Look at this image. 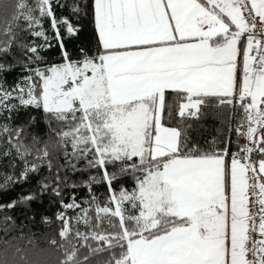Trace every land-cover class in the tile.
Returning <instances> with one entry per match:
<instances>
[{
	"label": "snow or ice",
	"instance_id": "6c2138e0",
	"mask_svg": "<svg viewBox=\"0 0 264 264\" xmlns=\"http://www.w3.org/2000/svg\"><path fill=\"white\" fill-rule=\"evenodd\" d=\"M54 4L63 7L60 0H0V169H8L0 170V195L43 167L50 174L0 203V212L27 216L45 197L79 210L55 214L60 240L49 244L61 252L59 264H90L101 254L99 264H264V0H92L96 51L81 47L76 61L64 41L80 29L57 17ZM53 39L67 63L32 67L44 63L41 52ZM18 65L28 74L6 87L5 74ZM168 90L184 94L181 118L199 119L206 98H233L219 101L240 110L235 124L229 117L222 147L214 138L201 149L186 121L162 125L173 112ZM29 106L43 110L46 139L29 132L31 124L13 125V113ZM62 169H102L107 200L93 194L89 207L74 196L65 203ZM125 176L133 188L117 191L114 182ZM100 182L89 176L86 186ZM0 223L7 235L15 220L4 215ZM0 264H12L7 251Z\"/></svg>",
	"mask_w": 264,
	"mask_h": 264
},
{
	"label": "trees",
	"instance_id": "16d2710c",
	"mask_svg": "<svg viewBox=\"0 0 264 264\" xmlns=\"http://www.w3.org/2000/svg\"><path fill=\"white\" fill-rule=\"evenodd\" d=\"M60 4L53 5L54 14L60 18H67L72 24L80 29L79 33L72 39H66L64 41L67 52L71 55L74 61L82 59L79 53L81 47L85 48L94 54L97 46V32L94 24L93 12H92V0H60ZM79 5L81 11L78 15H73L71 9ZM43 30L47 35L52 36L53 30L51 29L48 20L42 21ZM22 38L27 42L35 40L36 43H43V38H35L28 36L27 33H21ZM51 47H46L42 50L41 55L44 57V63L41 65L33 64L32 67L44 68L50 65H58L67 62L61 55L62 49L56 40H51ZM15 52V50H14ZM19 56V52H15ZM11 59V58H9ZM28 73L22 66H17L13 71L5 74V86L14 87L16 82ZM169 103L172 105L173 112L171 118L165 117L162 120V125L166 127H178L183 126L181 121H186L187 124L192 125L190 129V135L193 142L199 144L201 149L208 150L211 146L212 140H217V146L222 147L220 143L224 139V135L227 134V123L229 117L233 116L232 123L235 124L236 120L239 119L240 110L238 107L234 108L232 105L223 104L219 105L221 99H232V97H209L206 98L208 101L205 105L201 106V115L199 119L196 117L186 116L181 118L178 115V107L180 104L185 103L186 99L184 94H177L172 90H168ZM219 105V106H218ZM194 111V109L192 110ZM34 118V120L32 119ZM13 125H28L31 124L27 130L39 134L42 138L46 139L45 133L47 132V120L42 109H38L34 106L28 108L21 107L19 111L13 113ZM231 138L236 140L237 136L233 132ZM232 149H236L237 144L234 142ZM31 159V158H30ZM63 163V159L58 161ZM57 163V161H53ZM87 162L82 161L78 164L80 169H86ZM2 171H8V169H0ZM55 170V169H54ZM53 170V171H54ZM114 169L109 166V171ZM19 170H17L18 172ZM102 169H87L82 172H73L68 169L65 172L61 170V176L66 177L67 187L62 189L65 203H70L74 196L77 203L81 204L82 207H89L86 201L91 199L94 194L101 204L107 200L109 196L108 187L105 182L102 181ZM50 175L48 169L43 167L38 175L33 174L27 183L15 186L11 191L0 195V203H7L12 198L16 197L17 194L24 192L35 186L38 179ZM89 176H95L97 180H101L100 183L93 184L91 191L86 186V182ZM76 185V187H73ZM123 185L127 189L131 190L134 186V180L131 176L122 177L120 180L114 182V186L119 190ZM94 207V206H93ZM114 207V205H113ZM58 203H49L47 197L44 198L43 203H34L32 205V211L26 216L20 209L14 211L4 210L0 212V217L4 215H10L15 220V225L11 227L7 235L2 231L4 225L0 223V254L7 251V255L12 264H37L38 261H42L43 264H59L62 258L61 252L49 244V240L55 238L58 241L60 237L58 231L60 228L59 221L55 219V214L62 211ZM66 216L76 217L82 215L79 210H63ZM34 215L35 219H29L28 216ZM46 215L49 218V223H42L41 217ZM116 219V218H114ZM72 223L75 224L76 220L73 219ZM108 222H103V228L108 229ZM80 230L82 232L87 231L84 227L83 222L80 223ZM21 233L23 237L21 238ZM31 240V243H29ZM15 247H19L21 253H15ZM81 255H87V249H81ZM21 256L24 259H21ZM106 257V254L99 256L90 257V264H99Z\"/></svg>",
	"mask_w": 264,
	"mask_h": 264
},
{
	"label": "built area",
	"instance_id": "2783aa9c",
	"mask_svg": "<svg viewBox=\"0 0 264 264\" xmlns=\"http://www.w3.org/2000/svg\"><path fill=\"white\" fill-rule=\"evenodd\" d=\"M259 26H260V24H259V22H258L257 27H259ZM232 99H233V98H232ZM237 139H238V138H237ZM237 139L234 140V139L231 138V140H232V144H233L234 142L236 143ZM240 143H244V141L241 140ZM230 151H231V152H236V151H237V147H236V149H232V145H230Z\"/></svg>",
	"mask_w": 264,
	"mask_h": 264
},
{
	"label": "crops",
	"instance_id": "0c3cea01",
	"mask_svg": "<svg viewBox=\"0 0 264 264\" xmlns=\"http://www.w3.org/2000/svg\"><path fill=\"white\" fill-rule=\"evenodd\" d=\"M173 23H174V22H173ZM187 42L192 43V42H196V40H195L194 38H189ZM133 50H135V49H133ZM186 102H187V101H186ZM164 127H166V126H164Z\"/></svg>",
	"mask_w": 264,
	"mask_h": 264
},
{
	"label": "rangeland",
	"instance_id": "374dc122",
	"mask_svg": "<svg viewBox=\"0 0 264 264\" xmlns=\"http://www.w3.org/2000/svg\"><path fill=\"white\" fill-rule=\"evenodd\" d=\"M64 63H67V62H64ZM64 63H61V64H64ZM59 65V64H58ZM91 73H89V75H90Z\"/></svg>",
	"mask_w": 264,
	"mask_h": 264
}]
</instances>
